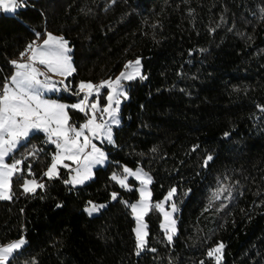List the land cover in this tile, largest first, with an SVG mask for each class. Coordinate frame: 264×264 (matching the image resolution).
Here are the masks:
<instances>
[{
	"label": "trees",
	"instance_id": "trees-1",
	"mask_svg": "<svg viewBox=\"0 0 264 264\" xmlns=\"http://www.w3.org/2000/svg\"><path fill=\"white\" fill-rule=\"evenodd\" d=\"M47 33L72 48L73 91L137 56L146 78L130 81L109 160L84 185L65 183V170L44 176L56 147L43 133L14 151L24 171L12 179V199H0V245L22 236L27 244L9 264H216L208 252L220 243V264H264V0H25L15 14L0 13V88L10 62ZM124 166L151 174L154 200L176 188L171 242L153 208L137 254L124 202L139 194L112 179ZM26 175L45 179L44 188L25 193ZM90 201L107 205L90 216Z\"/></svg>",
	"mask_w": 264,
	"mask_h": 264
},
{
	"label": "snow or ice",
	"instance_id": "snow-or-ice-1",
	"mask_svg": "<svg viewBox=\"0 0 264 264\" xmlns=\"http://www.w3.org/2000/svg\"><path fill=\"white\" fill-rule=\"evenodd\" d=\"M22 0H0V10L14 13L18 8L22 7ZM39 33L37 36L39 37ZM30 55L27 62L11 61L15 66L14 74L5 79V83L0 88V199H12V179L14 176L22 173L21 167L24 160H14L13 163H6L5 158L9 157L22 141H26L30 134L35 132L46 133L47 142L55 145L58 151L52 157V163L44 176L49 179L59 176V167L65 168L70 165L65 164V160L76 161L80 167L75 169V175L71 180L65 183L78 185L92 178V168L97 164H103L106 160L105 153L93 143L92 138L106 139L113 142L112 125H119V105L120 97H127V93L123 91L122 81H130L136 77L144 79L140 72L141 62L129 61L125 65L126 69L131 68L132 71H122L114 80L109 79L101 81L99 84L81 81L78 91L73 94L79 96L84 93L79 103L68 105L59 103L55 100L44 99L47 92L58 90V86H63L64 90H70L69 86L63 80H54L48 73H54L61 77H70L75 71L72 64L71 48L69 42L63 36H56L47 33V38L42 44L33 42L28 45ZM27 53H21L25 56ZM37 64L45 66L47 71H42ZM43 77V79H41ZM107 88L106 105L101 108L99 103V95L101 89ZM96 97L95 101L89 103L90 97ZM77 109L89 115L86 122L79 127L70 124L68 109ZM103 117L105 114L108 120L97 119V114ZM86 132L88 134H86ZM90 149V150H89ZM29 155H35V152ZM211 160L212 157L207 158ZM207 163V161L205 162ZM124 173L133 176L139 180L142 187L139 189L140 199L137 203H124L131 209L135 217L136 228L134 229L137 240V254L144 249L147 244V223L144 217L154 209L163 214L164 223L161 225L167 233V239L172 241L176 232V221L173 214L178 210L176 204L172 201V197L176 193V188H172L163 201L152 204V193L148 189L151 185L152 178L142 169L133 171L125 167ZM31 173V167H28ZM112 179L116 180L121 187H128L127 176L121 178L113 173ZM25 193H34L38 188H44V184L39 183L35 178L26 179L21 186ZM225 189L220 188L214 195L218 199L219 194ZM117 198V193H112V199ZM171 202V211L165 210V204ZM90 207L86 211L91 215L99 211L104 205H96L91 201ZM26 241L20 238L17 241L0 245V264H9V258L13 253L20 249ZM223 243L218 244L215 248L209 250L208 256L214 257L216 264H220L222 260ZM153 251H155L153 249Z\"/></svg>",
	"mask_w": 264,
	"mask_h": 264
},
{
	"label": "rangeland",
	"instance_id": "rangeland-1",
	"mask_svg": "<svg viewBox=\"0 0 264 264\" xmlns=\"http://www.w3.org/2000/svg\"><path fill=\"white\" fill-rule=\"evenodd\" d=\"M22 3H23V6L22 7H20V8H23L24 6H25V0H22ZM20 8H18L17 9V11L20 9ZM16 11V12H17ZM1 12H3V13H6V14H15L16 12H14V13H11V12H5V11H3V10H0V13ZM53 35H56V36H61V35H57V34H55V33H52ZM47 38V34L45 35V36H43L42 38H39L37 41H36V43L37 44H42V42H43V40L44 39H46ZM70 47V46H69ZM71 48V47H70ZM71 50H72V48H71ZM25 53H27L25 56H20V58H19V62H27L28 61V57H29V55H30V52L29 51H27V52H25ZM70 55L72 56V51H71V53H70ZM137 59H139L140 60V62H141V57L140 56H137V57H135L134 59H132V60H130V61H136ZM129 62V61H128ZM128 62H127V64H128ZM72 64H73V60H72ZM74 66V65H73ZM37 67H39L42 71H47V69L45 68V66H43V65H39V64H37ZM122 71H128V72H131L132 71V69L131 68H129V69H126L125 67L124 68H122L115 76H113V77H110V78H108V79H106V80H109V79H115L117 76H119L120 75V73L122 72ZM14 72H15V69H14ZM14 72H13V74H14ZM140 72H141V75L143 76V72H142V62H141V67H140ZM12 74V75H13ZM11 75V76H12ZM48 75L49 76H52V78L54 79V80H63L64 81V83L65 84H67L68 85V82H67V79H68V77L67 78H64V77H61V76H59V75H56V74H54V73H51V72H49L48 73ZM137 78H140V77H136L135 79H137ZM41 79H43V77H41ZM135 79H133V80H135ZM105 81V80H104ZM130 81H132V80H130ZM130 81H127V80H125V81H122V83H123V91H125L126 93H127V97L125 98L124 96H121L120 97V100H121V103H120V105H119V120H120V123H119V125H112V137H113V142H108L106 139H95V138H92L91 136H90V138L92 139V141H93V143H95L96 144V146L98 147V148H100L104 153H105V155H106V160L104 161V163L103 164H97V165H95V166H93V168H92V173H93V175H92V178L94 177V170L96 169V168H98V167H103V166H105L106 164H107V162H108V152L106 151V147L107 146H111V145H113L114 144V131H115V129L118 127V126H120V124H121V115H120V110H121V106H122V104L124 103V101H126V100H128V97H129V94H128V85H129V83H130ZM83 82H91V81H83ZM101 82V81H100ZM100 82H98V83H94V82H92L93 84H99ZM79 84H80V82H79ZM79 84L77 85V88H76V90L75 91H73L70 87H69V89L70 90H64V88H63V86H58V90L57 91H54V92H47V93H45V95H44V99H49V100H55V101H57V102H59V103H63V104H68V105H72V104H76V103H79V101L83 98V95H84V93H81L79 96H77V99L75 100V101H73V102H68V101H66V100H64V99H62V98H60V96L62 95V94H67V95H70V94H73L74 92H76V91H78V86H79ZM69 86V85H68ZM108 89L107 88H104V89H101V91H100V95H99V103H100V107L101 108H103L105 105H106V103H107V101H106V96H107V94H108ZM95 99H96V97H95V95L94 96H92V97H90V99H89V103H91V102H93V101H95ZM77 110V109H76ZM79 111V110H78ZM84 115H85V120L84 121H81V122H78V123H71L70 121H69V123L70 124H75L76 125V127H79L80 125H82V124H84L85 122H86V120L89 118V115H90V113L88 114V115H86L84 112H82ZM98 114H99V112H98ZM98 114H97V117H98ZM68 115H69V117H70V114H69V109H68ZM102 120H108V117H107V115L105 114L103 117H102ZM99 121V120H98ZM35 133H43V132H35ZM34 134V133H33ZM45 136H47V134L46 133H43ZM86 134H88L87 132H86ZM32 134H30V136H31ZM29 136V137H30ZM28 137V138H29ZM27 138V139H28ZM24 141H22L21 142V144L23 143ZM51 144V143H50ZM20 146V145H19ZM18 146V147H19ZM55 146V145H54ZM17 147V148H18ZM90 150V149H89ZM56 151H58L57 150V148H56ZM14 153V152H13ZM12 153V154H13ZM56 153V152H55ZM12 154H10V156L9 157H6L5 158V161H6V163H13L14 162V160L15 159H13V160H10V157L12 156ZM54 156V155H53ZM52 163V162H51ZM64 163L65 164H68V165H70V167H68V168H65V167H63L62 165L61 166H58L59 167V176H60V173H61V170H65V172L68 174V178H67V181L68 180H71V178L75 175V169L77 168V167H80L81 165H78L77 163H76V161H71V160H65L64 161ZM51 165V164H50ZM21 167H22V165H21ZM50 167V166H49ZM125 167H127V168H130V169H132L133 171H136L137 169H142V168H140V167H138V168H132V167H129V166H124V168ZM48 170V169H47ZM46 170V171H47ZM143 170V172H145V173H147L149 176H151V174L149 173V172H147V171H145L144 169H142ZM121 178H123V177H125V176H127V185H128V187H123V188H125V189H128V190H131V189H133V188H136L137 189V191H138V194H139V197L136 199V200H134L133 202H131L130 204H134V203H137L138 201H139V199H140V192H139V189L142 187V184H141V182L139 181V180H137L135 177H133V176H128L126 173H124V171H123V173L122 174H118ZM58 176V177H59ZM33 178H35L39 183H42V184H45V179H38V178H36V177H34V176H31V175H26L25 177H24V179H23V182H22V184L24 183V181L26 180V179H33ZM46 178H48V177H46ZM56 178V177H55ZM91 178V179H92ZM151 178H152V176H151ZM49 179V178H48ZM53 179V178H52ZM91 179H89V180H87V181H85V183H87L88 181H90ZM134 180L135 181V183H133V182H131L130 180ZM152 181H153V179H152ZM85 183H83V184H78V185H72V184H70V185H72V186H74V187H76V186H82V185H84ZM152 184V183H151ZM121 186V185H120ZM39 189V188H38ZM37 189V190H38ZM148 189L151 191V193H152V189H151V185H148ZM36 190V191H37ZM170 191V190H169ZM168 194V193H167ZM167 194L165 195V196H167ZM164 196V197H165ZM164 197L161 199V200H154L153 199V193H152V197H151V201H152V203H156V202H160V201H163L164 200ZM112 200H114V199H112ZM171 202H174L175 204H176V207H177V211L173 214V218L175 219V221H176V224H175V228H176V232H175V234H174V236L177 234V214L179 213V211H180V208H179V206L177 205V203L175 202V200H174V196L172 197V201ZM171 202H169V203H167V204H165V210L166 211H171V207H170V204H171ZM93 204H96V205H104V207H106V205H107V203L106 202H103V203H97V202H92ZM88 207H90V205H89V203L85 206V211H86V209L88 208ZM104 207H102V208H100L99 209V211H97V212H94V213H92L90 216H93V215H96V214H98V213H100V211L104 208ZM152 211V210H151ZM150 211V212H151ZM154 211H158V210H156V209H154ZM87 212V211H86ZM149 212V213H150ZM159 212V211H158ZM87 214L89 215V213L87 212ZM133 215V214H132ZM161 215H162V220H161V225L164 223V217H163V214L161 213ZM147 216V215H146ZM146 216L144 217V220H145V222L147 223V221H146ZM133 217H134V215H133ZM135 218V217H134ZM148 225V224H147ZM135 228H136V225H135ZM163 230H164V228H162ZM165 231V230H164ZM147 232H148V227H147ZM166 233V232H165ZM166 236H167V233H166ZM173 236V237H174ZM20 238H23L25 241H26V243L20 248V249H18L17 251H19V250H21L26 244H27V240H26V238L24 237V236H22V237H20ZM20 238H17V239H14V240H12V241H10V242H13V241H17V240H19ZM147 239V238H146ZM10 242H8V243H10ZM5 244H7V243H5ZM5 244H3V245H5ZM146 247V246H145ZM145 249V248H144ZM144 249H142V250H144ZM142 250H140V251H142ZM15 253V252H14ZM14 253H13V255H14ZM12 255V256H13ZM11 258V257H10ZM10 258H9V260H10Z\"/></svg>",
	"mask_w": 264,
	"mask_h": 264
},
{
	"label": "built area",
	"instance_id": "built-area-1",
	"mask_svg": "<svg viewBox=\"0 0 264 264\" xmlns=\"http://www.w3.org/2000/svg\"><path fill=\"white\" fill-rule=\"evenodd\" d=\"M15 61H19V59H16ZM97 119L100 121V120H102V117L98 114Z\"/></svg>",
	"mask_w": 264,
	"mask_h": 264
}]
</instances>
